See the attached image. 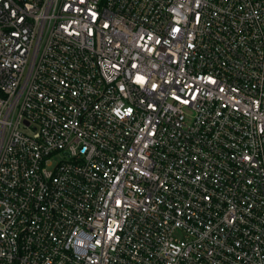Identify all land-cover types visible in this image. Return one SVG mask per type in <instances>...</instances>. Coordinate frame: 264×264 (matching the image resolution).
I'll return each mask as SVG.
<instances>
[{
    "label": "built area",
    "instance_id": "1",
    "mask_svg": "<svg viewBox=\"0 0 264 264\" xmlns=\"http://www.w3.org/2000/svg\"><path fill=\"white\" fill-rule=\"evenodd\" d=\"M0 264H264V0H0Z\"/></svg>",
    "mask_w": 264,
    "mask_h": 264
}]
</instances>
